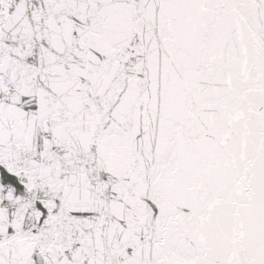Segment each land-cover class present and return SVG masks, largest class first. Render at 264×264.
Listing matches in <instances>:
<instances>
[{
    "label": "snow or ice",
    "instance_id": "1",
    "mask_svg": "<svg viewBox=\"0 0 264 264\" xmlns=\"http://www.w3.org/2000/svg\"><path fill=\"white\" fill-rule=\"evenodd\" d=\"M0 264H264V0H0Z\"/></svg>",
    "mask_w": 264,
    "mask_h": 264
}]
</instances>
